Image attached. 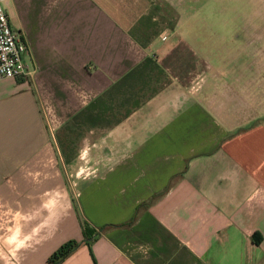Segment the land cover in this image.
Wrapping results in <instances>:
<instances>
[{"label": "crops", "instance_id": "1", "mask_svg": "<svg viewBox=\"0 0 264 264\" xmlns=\"http://www.w3.org/2000/svg\"><path fill=\"white\" fill-rule=\"evenodd\" d=\"M2 4L35 73L0 80V199L76 179L19 264H264V39L207 54L174 0Z\"/></svg>", "mask_w": 264, "mask_h": 264}, {"label": "rangeland", "instance_id": "2", "mask_svg": "<svg viewBox=\"0 0 264 264\" xmlns=\"http://www.w3.org/2000/svg\"><path fill=\"white\" fill-rule=\"evenodd\" d=\"M174 4L183 12L188 9L186 31L203 43L207 54L215 47L216 53L224 55L249 53V40L264 39V0H174ZM65 166L61 186L39 191L41 196L30 198L28 208L0 199V264H19L21 254L36 251L58 233L57 222L75 206V173Z\"/></svg>", "mask_w": 264, "mask_h": 264}, {"label": "built area", "instance_id": "3", "mask_svg": "<svg viewBox=\"0 0 264 264\" xmlns=\"http://www.w3.org/2000/svg\"><path fill=\"white\" fill-rule=\"evenodd\" d=\"M4 1L0 0V80H29L35 73L26 61L29 48L23 35L12 29Z\"/></svg>", "mask_w": 264, "mask_h": 264}, {"label": "trees", "instance_id": "4", "mask_svg": "<svg viewBox=\"0 0 264 264\" xmlns=\"http://www.w3.org/2000/svg\"><path fill=\"white\" fill-rule=\"evenodd\" d=\"M86 233L89 232V228L86 227ZM79 245L74 242H69L68 244L61 247L49 260V264H57L58 262L64 260L68 257Z\"/></svg>", "mask_w": 264, "mask_h": 264}]
</instances>
